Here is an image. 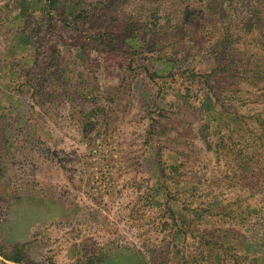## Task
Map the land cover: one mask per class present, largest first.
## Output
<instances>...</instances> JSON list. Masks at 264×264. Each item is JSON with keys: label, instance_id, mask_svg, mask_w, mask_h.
Returning <instances> with one entry per match:
<instances>
[{"label": "rangeland", "instance_id": "374dc122", "mask_svg": "<svg viewBox=\"0 0 264 264\" xmlns=\"http://www.w3.org/2000/svg\"><path fill=\"white\" fill-rule=\"evenodd\" d=\"M0 264H264V0H0Z\"/></svg>", "mask_w": 264, "mask_h": 264}]
</instances>
